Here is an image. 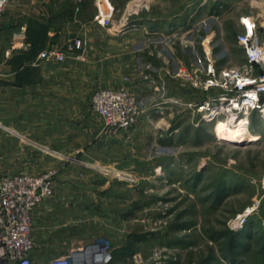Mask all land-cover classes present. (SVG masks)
Wrapping results in <instances>:
<instances>
[{"label":"rangeland","instance_id":"rangeland-1","mask_svg":"<svg viewBox=\"0 0 264 264\" xmlns=\"http://www.w3.org/2000/svg\"><path fill=\"white\" fill-rule=\"evenodd\" d=\"M193 1L189 34L150 37L147 44L140 35L102 42L101 51H109L110 43L122 57L126 50L139 49L132 77L122 74L117 87L97 90L127 88L142 113L130 130L112 132L104 124L110 135L127 133L103 152H91L88 172L95 191L89 188L86 200L74 204L88 215L77 218L67 243L76 247L92 238L109 240L112 264H264V114L241 122L250 134L240 143L219 137L218 123L197 112L211 94L222 93L201 85L208 57L218 73L247 62L238 44L245 32L242 19L255 18L264 43V0H11L4 12L49 17L51 25L67 27L70 40L81 39L83 46L66 60L84 61L85 34L102 36L100 29L146 12L180 13ZM109 5L113 18L103 27L96 16ZM143 47L151 55L146 65ZM142 78H149L153 89L130 86ZM92 93L90 110L100 116L92 110ZM84 182L79 190L86 191ZM233 234L244 246L232 245Z\"/></svg>","mask_w":264,"mask_h":264},{"label":"crops","instance_id":"crops-1","mask_svg":"<svg viewBox=\"0 0 264 264\" xmlns=\"http://www.w3.org/2000/svg\"><path fill=\"white\" fill-rule=\"evenodd\" d=\"M193 4L180 13L146 12L124 20V25L101 27L102 36L89 33L83 37L88 42L84 61L70 56L55 64L38 61L39 53L62 47L72 38L71 30L51 25L49 17L30 18L25 12L10 17L7 11L0 17V174H38L50 168L59 173L55 196L34 214L33 264H49L72 247L67 237L77 218L88 215L74 209V204L86 200L90 189L95 191L87 166L93 160L91 152H103L127 133L113 136L106 132L104 121L90 110V94L102 86L117 87L122 74L131 76L139 49L126 50L122 57L119 50L111 51L110 43L109 51H101L102 42L140 35L147 44L150 37L189 34ZM142 54L144 64L151 63L148 49L143 47ZM152 83L142 78L130 86L146 91L153 89ZM82 181L86 191L77 188Z\"/></svg>","mask_w":264,"mask_h":264},{"label":"built area","instance_id":"built-area-1","mask_svg":"<svg viewBox=\"0 0 264 264\" xmlns=\"http://www.w3.org/2000/svg\"><path fill=\"white\" fill-rule=\"evenodd\" d=\"M10 2L0 0V17ZM113 11L111 6L108 11L100 10L96 16L98 24L110 26ZM242 24L245 32L239 35L238 44L244 49L247 59L243 67L225 68L218 73L215 62L208 57L206 81L201 85L206 91L212 89L222 93L211 94L199 106L197 112L207 122L220 118H226L227 121L242 115L249 119L253 113L264 114V43L257 33L255 18H244ZM23 32L24 28L21 34ZM22 39H25L24 35ZM82 46L81 39H71L66 50L59 47L42 50L38 61L54 64L65 62L70 51L81 50ZM92 95V110L104 119V124L112 132L130 130L138 125L142 111L137 107L136 96L127 88H102L95 90ZM58 175L56 169H47L38 174H0V264H33L34 214L55 196ZM140 259V254L134 255L135 262L139 263ZM112 261L110 241L92 238L84 244L68 248L66 252L52 258L49 264H110Z\"/></svg>","mask_w":264,"mask_h":264},{"label":"bare ground","instance_id":"bare-ground-1","mask_svg":"<svg viewBox=\"0 0 264 264\" xmlns=\"http://www.w3.org/2000/svg\"><path fill=\"white\" fill-rule=\"evenodd\" d=\"M164 108L159 107L157 110H162ZM249 122L247 116H240L235 119L223 121V120H212V122L218 123L217 125V135L224 140H230L234 142L246 141L249 139L250 131L247 127L241 126V122Z\"/></svg>","mask_w":264,"mask_h":264},{"label":"trees","instance_id":"trees-1","mask_svg":"<svg viewBox=\"0 0 264 264\" xmlns=\"http://www.w3.org/2000/svg\"><path fill=\"white\" fill-rule=\"evenodd\" d=\"M232 245H240V246H244L243 243L241 244L240 242H238V236L236 237L235 234L232 235ZM264 253V252H263ZM114 260V259H113ZM114 261H112L110 264H112Z\"/></svg>","mask_w":264,"mask_h":264},{"label":"water","instance_id":"water-1","mask_svg":"<svg viewBox=\"0 0 264 264\" xmlns=\"http://www.w3.org/2000/svg\"><path fill=\"white\" fill-rule=\"evenodd\" d=\"M225 141H230V140H225Z\"/></svg>","mask_w":264,"mask_h":264}]
</instances>
